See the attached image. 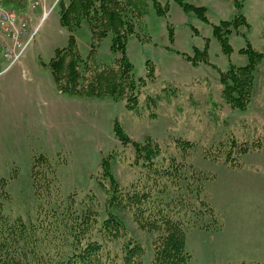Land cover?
<instances>
[{
    "label": "rangeland",
    "instance_id": "1",
    "mask_svg": "<svg viewBox=\"0 0 264 264\" xmlns=\"http://www.w3.org/2000/svg\"><path fill=\"white\" fill-rule=\"evenodd\" d=\"M35 1L39 4L33 8ZM159 1L169 3L168 15H158L151 4L143 28H138L139 37L132 36L128 43L136 77H147V60L155 64L157 76L147 79L138 107L132 110L125 101L56 90L47 64L57 48L68 45L70 31L60 22L62 4L68 0H3L5 8L26 15L30 29L38 26L21 60L0 75V177L8 180L9 193L4 211L29 223L58 225L51 237L62 235L63 216L79 212L93 192L100 226L107 217L110 186L102 176L101 160L111 153L120 186L148 189L153 205L179 204L176 217L185 227L191 264H264V58L254 71L251 103L238 110L223 98L216 68L206 63L194 66L184 57L208 40L210 61L226 71L231 63H247L239 50L248 40L264 53V0H187L207 7V21L187 13L175 0ZM236 1L242 3L240 9ZM45 9L49 13L42 19ZM240 11L250 23L248 38L233 31L234 51L226 55L213 26ZM168 23L174 25L173 43ZM74 34L85 59L90 50L88 23L84 21ZM110 46L111 34L97 51L98 62L114 59ZM7 64L2 60L0 71ZM116 118L132 139H155L162 147L157 172L175 162L174 173L154 174L137 162L133 146L122 144L114 134ZM255 143L262 146L256 149ZM40 154L47 156L57 178L52 196L43 199L36 196L31 176ZM118 213L144 247L143 263L150 264L156 234L142 228L133 211ZM92 238L100 240L97 227ZM123 243L119 238L106 245L110 260L117 264L124 262ZM53 245L58 253L71 249L57 237Z\"/></svg>",
    "mask_w": 264,
    "mask_h": 264
},
{
    "label": "trees",
    "instance_id": "2",
    "mask_svg": "<svg viewBox=\"0 0 264 264\" xmlns=\"http://www.w3.org/2000/svg\"><path fill=\"white\" fill-rule=\"evenodd\" d=\"M175 1L187 13H194L197 17L208 20L206 6L187 0ZM151 4L158 15H168L169 3L162 4L159 0H68L66 4L63 3L60 22L70 31L68 45L57 48L54 57L47 64L56 90L84 98L125 101L127 107L137 109L141 88L147 84V79L156 80V66L151 60H147V77L137 78L128 53V43L132 36L139 37L138 28H143V21ZM235 4L239 9L242 6L238 1ZM84 21L88 23L91 32L90 50L85 59L79 51L74 34ZM242 28L246 31H241ZM249 29L250 23L240 11L233 18L215 24L213 35L220 42L223 52L231 55L234 48L230 42V34L236 31L248 38ZM168 30L173 43L172 23H168ZM110 34V50L115 57L109 63H100L96 58L97 51ZM208 49L207 40L202 49L195 47L192 55L184 57L194 66L206 63L216 68L223 85L225 101L231 109L246 110L254 94V71L263 60L264 53L248 40L247 45L239 50L247 56V63H231L229 69L223 71L210 61ZM113 131L122 144L133 146L136 161H142L145 168L154 170V174H166L169 177L178 168L174 162L168 169H161L163 172H157L162 147L152 137L146 136L143 142L132 139L118 118L114 120ZM261 146L259 143L253 145L256 149ZM114 158L110 153L101 160L102 176L110 185L107 188V217L97 226L98 214L92 205L96 194L91 192L79 212L63 216L61 224L65 225V235L56 233L51 237L54 231H58V225L29 223L21 217L8 216L4 211L5 200L9 198L6 190L8 180L0 177V264H117L113 259L110 260L106 245L119 238L124 239L121 247L123 264H144V247L130 233L123 217L118 213L128 209L134 212L135 220L142 228L156 234L150 264H191L192 255L186 249L185 227L176 217L179 204L158 201L153 205L152 194L148 189L139 185L124 189L113 172ZM49 166V159L44 154L35 157L31 176L36 196L40 199L44 196L51 197L56 188V174ZM95 227L100 240L92 238ZM54 237L61 240L62 245L71 246L68 254L64 251L58 253L56 245L50 246Z\"/></svg>",
    "mask_w": 264,
    "mask_h": 264
},
{
    "label": "built area",
    "instance_id": "3",
    "mask_svg": "<svg viewBox=\"0 0 264 264\" xmlns=\"http://www.w3.org/2000/svg\"><path fill=\"white\" fill-rule=\"evenodd\" d=\"M38 4L39 1H35L32 7ZM48 13L49 10L45 9L42 19ZM37 29L38 26L30 29L29 20L24 15L5 8L0 0V62H8L0 75L21 60Z\"/></svg>",
    "mask_w": 264,
    "mask_h": 264
},
{
    "label": "crops",
    "instance_id": "4",
    "mask_svg": "<svg viewBox=\"0 0 264 264\" xmlns=\"http://www.w3.org/2000/svg\"><path fill=\"white\" fill-rule=\"evenodd\" d=\"M26 16V15H25Z\"/></svg>",
    "mask_w": 264,
    "mask_h": 264
}]
</instances>
